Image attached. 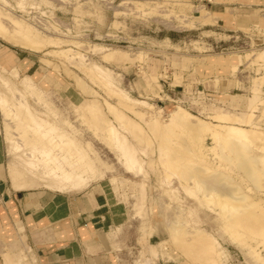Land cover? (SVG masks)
<instances>
[{"label":"rangeland","instance_id":"obj_1","mask_svg":"<svg viewBox=\"0 0 264 264\" xmlns=\"http://www.w3.org/2000/svg\"><path fill=\"white\" fill-rule=\"evenodd\" d=\"M177 108L210 130H161ZM109 109L127 123L108 121L114 143L90 130ZM226 126L264 154V0H0V203L46 194L128 211L134 264H264V177L219 149ZM198 168L249 200L207 193ZM5 249L6 264L34 261Z\"/></svg>","mask_w":264,"mask_h":264},{"label":"crops","instance_id":"obj_2","mask_svg":"<svg viewBox=\"0 0 264 264\" xmlns=\"http://www.w3.org/2000/svg\"><path fill=\"white\" fill-rule=\"evenodd\" d=\"M82 202L46 194L5 199L0 203V264H6L5 247L12 241L30 249L32 264H134L133 249L140 245L132 215L121 209L99 213L93 202Z\"/></svg>","mask_w":264,"mask_h":264},{"label":"bare ground","instance_id":"obj_3","mask_svg":"<svg viewBox=\"0 0 264 264\" xmlns=\"http://www.w3.org/2000/svg\"><path fill=\"white\" fill-rule=\"evenodd\" d=\"M257 87H258L257 81L253 82V84L251 85V90L257 92V95L250 102V107L252 105L256 104V102L259 101V99H260V93H259L260 91ZM126 110H127V106H126ZM170 114L171 115L169 116V119L166 122V125L165 126L163 125L164 128L161 130L166 131L167 129H169L171 127V125L174 126V124H177L176 126L181 125V126L187 127L191 131V133H195L196 136L198 133L200 134V132H202L204 130H210V128H207V126H205V123L198 120L196 117L187 114L186 111L182 108H179V109L177 108L176 111H174L173 113H170ZM112 117H115L117 119L118 125H120V126H122V125L125 126V124H127L125 121L126 118H125L124 114L120 117L119 114H116L113 109H109L108 111H105V112H99L96 115V117L92 118V119H95V121L93 123L94 125H92V126L90 125V130L92 129V132L94 135H96L98 137H102V138H104V140H108V141L114 143V141L116 140V138H114V136L117 133V127L114 125H110L111 123H109V125L107 124L108 121ZM233 117H234V115L230 116V118H233ZM35 124H36V121L34 123V126H35ZM152 124H158L157 120L156 121L154 120V122L152 121ZM36 126H37L36 128H39L40 124L38 123V124H36ZM40 128L44 129L41 126H40ZM221 129L222 130H220L219 132H216L217 134L214 135L215 139L219 138V140H220V137H224V138H222L224 140L221 139L223 141V143L218 145L219 149H221V150L228 149L230 154H234V156L236 157V162L238 163V169L244 174V176L246 178H248L250 181H253L255 185H258L260 183L262 177H264V172H263L264 171V154L253 153L252 155H249L246 153V150L248 149V147L251 145L250 143L252 142L250 137H249V134H248L249 130H246L240 126L239 127L238 126H226V127L221 128ZM42 132H43V134H48V133L53 132V129L52 128H45V131H42ZM169 132H170V130H169ZM225 137H226V139H225ZM199 139H201V138H199ZM53 140H54V142L52 145L57 144L58 146H59V144H65V142H66V140L64 139L63 136L58 137L57 140H55V139H53ZM216 141H218V139ZM262 143L263 142H261V143L259 142V143H257V145H260ZM70 146L73 147L74 145L70 144ZM117 146H118V144H117ZM118 148H119V146H118ZM78 151H79V149H78ZM121 154H122V156H125V155H123V153H121ZM130 156H132V155H129L128 159H130ZM133 157H134V154H133ZM133 157H131V160ZM172 157H173V155L169 156L167 158L169 160H171ZM221 158L231 161V159H228L229 157L227 158L225 156H222ZM78 159L83 160L82 157H80V158L78 157ZM136 159L137 158H135V159L133 158V161H129V164H131L133 162L132 163V165H133L135 163L134 160H136ZM136 161L138 162V160H136ZM169 163H171V162H169ZM132 165H130V167ZM254 166H258L259 169H262L261 172L257 173ZM130 167L128 166V169L132 170ZM136 168L137 167L133 168V170H135ZM196 171H197V169H196ZM199 171H200V169L198 170L197 173H199ZM201 172H202L201 174L199 173L200 176H202V174L204 173L203 171H201ZM199 175H198V177H200ZM18 176H21V179L20 178H18V179H20L24 182H26L28 179H30L27 173H25L24 175L18 174ZM202 178H206V177L202 176ZM196 180H198V182H199L201 180V177H200V179H196ZM22 181L20 183H23ZM15 182H17V181H15ZM200 182L203 183L205 188L202 187L203 185L201 187L203 189H205V191L207 193H210L211 195H213V193L219 194L225 199L228 198L229 200H236L238 202H244L246 200H249L248 199L249 196L248 197L246 196L247 197L246 198V197H244V195L243 196L241 195V194H243V193H241L242 190L240 188L236 187L235 183L232 182V180H230L229 177H224L222 175H216V173H215V176H212L211 178L208 177L206 179L201 180ZM29 184L30 183H28V185ZM256 188H258V186H256ZM18 189L21 190L22 188L19 187ZM222 194H224V195H222ZM235 209H237V208L235 207ZM224 217H226L228 219V218L232 217V214L226 215ZM200 235L201 234H199V236ZM201 236H204V235H201Z\"/></svg>","mask_w":264,"mask_h":264}]
</instances>
